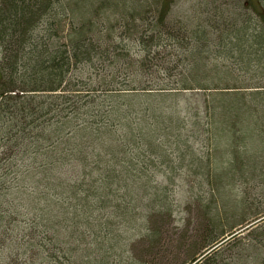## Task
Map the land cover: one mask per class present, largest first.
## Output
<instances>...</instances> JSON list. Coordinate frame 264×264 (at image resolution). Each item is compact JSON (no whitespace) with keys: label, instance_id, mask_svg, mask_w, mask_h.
I'll return each mask as SVG.
<instances>
[{"label":"trees","instance_id":"obj_1","mask_svg":"<svg viewBox=\"0 0 264 264\" xmlns=\"http://www.w3.org/2000/svg\"><path fill=\"white\" fill-rule=\"evenodd\" d=\"M100 1L2 0L15 56L0 62V264H141L144 243L159 264L190 243L179 264H198L256 206L227 187L264 185V0H207L208 17L175 15L176 0ZM57 12L73 28L51 50L53 24L37 30ZM213 183L237 224L206 203L212 234L172 248L160 222L179 189Z\"/></svg>","mask_w":264,"mask_h":264},{"label":"rangeland","instance_id":"obj_2","mask_svg":"<svg viewBox=\"0 0 264 264\" xmlns=\"http://www.w3.org/2000/svg\"><path fill=\"white\" fill-rule=\"evenodd\" d=\"M62 1L64 2L65 0H61V2ZM176 1L177 4L174 7V14L177 16L188 17L190 15H201L203 17H208V15L213 14V11L210 10V8L200 7V5H203L207 0ZM90 2L93 5L96 4V6L101 5L102 3L100 0H96V2L90 0ZM125 2L130 3V0H125ZM150 3V7L155 5V2L153 3L152 0H150ZM1 6L2 0H0V7ZM154 9L155 8H149L148 11H153ZM137 20L139 21V19ZM70 21L71 19L68 20V18L65 17L61 12H57L55 15L49 16L47 20L40 26V28L38 27V33L40 32L39 29L43 31L45 28L44 36H46L48 31L46 26L53 24L52 28L50 29L51 34L48 36V46L51 48V50L57 49V47L62 49L65 48L64 44L68 43V34L73 28V24L70 23ZM115 29L119 30L120 26L117 25ZM171 30L172 28L169 27L168 31L170 32ZM130 43L132 44L131 54L134 55L138 47L136 43H133L132 41H130ZM175 48L176 42L173 44L164 45L162 48L163 52L160 56L167 53L173 54ZM10 52L13 53L6 54L4 47L0 43V62L6 55L8 59L15 56L14 50H10ZM114 56V52H112L111 57ZM105 70L106 69L103 71ZM91 75H95L94 70L91 71ZM202 137L204 136L202 135ZM227 188L234 189L235 191L233 194H229L231 200H234L235 196L237 199H243L247 194H251V196L248 197L250 199L254 198L256 200V206L252 212L246 214L247 216L245 218L248 219H246L243 224L237 225L233 230L231 229V231H234L233 235H236L234 237H232L233 235L227 236L217 245L218 247L215 250H209L210 254H208V251L201 258L198 264H264V185L261 184L258 179H254L249 183L239 181L237 184L232 186V188ZM220 189H226L225 185L223 184V187L221 186ZM197 191H199L201 196L204 195L203 202L198 201L199 194ZM247 191H251V193H247ZM185 192V197H187L190 193L189 189H179L177 197L174 200V202L178 204L176 206V218L170 222H160V225L163 228L162 230L164 231L163 237L167 243H169V245H172V248L176 243L182 241L183 238L186 240L191 238L193 241H196L195 245L204 243L212 234H209L211 225L209 223L208 211L205 209L206 203L212 205V210L216 209V205L220 206L221 210H223V213L220 216V223H225V226L227 227L226 230H230L232 227L230 224H237V219L231 218V220L229 219L228 221L224 204L219 198L220 193L218 192V188L214 183L213 186L210 187V185H208L203 190L192 189L187 200L180 198L184 196ZM211 199H213V201L209 202ZM250 225L251 227H249ZM235 230H237L236 233ZM193 247L194 246L190 245V243H187L186 246L175 249L173 255L177 253L180 258V260L176 259L178 264L190 256V253L193 251ZM134 249L136 251L135 258L139 263L155 264V261L157 264L160 263V254L157 253L160 250L158 246H154L151 243H144L139 247L135 245ZM173 259L174 258L171 257L170 261Z\"/></svg>","mask_w":264,"mask_h":264}]
</instances>
